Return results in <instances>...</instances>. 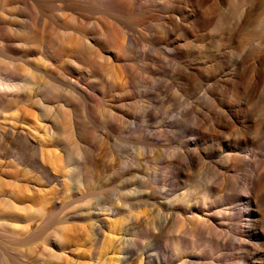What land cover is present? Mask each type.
Returning <instances> with one entry per match:
<instances>
[{
    "label": "rangeland",
    "instance_id": "374dc122",
    "mask_svg": "<svg viewBox=\"0 0 264 264\" xmlns=\"http://www.w3.org/2000/svg\"><path fill=\"white\" fill-rule=\"evenodd\" d=\"M198 253L264 264V0H0V264Z\"/></svg>",
    "mask_w": 264,
    "mask_h": 264
},
{
    "label": "bare ground",
    "instance_id": "6f19581e",
    "mask_svg": "<svg viewBox=\"0 0 264 264\" xmlns=\"http://www.w3.org/2000/svg\"><path fill=\"white\" fill-rule=\"evenodd\" d=\"M46 87H49V85L48 86H46ZM259 197V196H258ZM243 199H246L245 200V202H247L248 203V205H252L253 204V202H254V199L252 198V196H248V197H244L243 196ZM195 224H197L198 225V228H200V233H205L206 232V227H210V226H208V225H206L202 220H198V219H196V222H195ZM190 238H192V239H194L193 237L195 236V233H196V231L194 230V229H192V230H189V231H184ZM197 261L195 262V264H207L205 261V257H202V255H201V253L199 254H195L194 256H193Z\"/></svg>",
    "mask_w": 264,
    "mask_h": 264
}]
</instances>
